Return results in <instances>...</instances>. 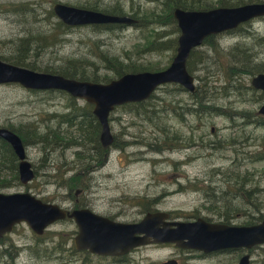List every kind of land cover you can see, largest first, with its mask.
Wrapping results in <instances>:
<instances>
[{
  "label": "rangeland",
  "instance_id": "rangeland-1",
  "mask_svg": "<svg viewBox=\"0 0 264 264\" xmlns=\"http://www.w3.org/2000/svg\"><path fill=\"white\" fill-rule=\"evenodd\" d=\"M195 1L208 5V9L220 7L221 3L220 0ZM228 1H240L237 6L264 2ZM161 2L0 0V56L12 58L21 39L39 37L40 42H28L25 59L34 65L35 72L67 68V60H79L92 64L85 67L88 73L116 79L103 68L100 55L116 57L124 63L148 65L156 71L165 69L176 47L146 50L153 38L167 41L176 39L179 33L175 24L162 26L157 21L156 16L163 13ZM56 3L84 9L95 7L98 11L121 10L122 15L136 19L137 23L108 29L68 27L62 32L52 12ZM17 6L18 11L13 12L12 7ZM263 34L264 18H257L194 49L198 61L192 59L189 74L194 78L196 98L180 86L170 84L152 94L153 107H148V111L140 110L138 114L136 108L115 107L108 116V124L116 146L111 144L103 158L87 149L95 147L97 131L92 127L95 122L86 114L81 117L92 128L85 131L84 139L77 138V127L60 123L54 117L74 115L72 104L77 109L86 106L92 109L91 105L61 91H31L15 84L0 85V128L17 135V130L25 136L29 130L37 134L34 137L37 143L25 145L26 158L36 172L32 180L21 183L17 170L8 169L7 162L6 168L0 169V192H29L45 202L67 208L87 207L122 222H137L146 212L156 210L168 212L172 220L201 217L217 222L224 216L209 209L211 202L205 191L210 190L205 188L220 185L227 192L212 203L221 207V212L229 206L233 215L228 218H233V224L264 221V159L259 158L264 156V124L257 116L264 104V93L251 85L258 73L247 72L248 68L240 63L242 57L226 53L243 46L247 58L254 63L264 62V46L257 40ZM235 63L241 64V72L227 80L228 68ZM203 107L211 112H201ZM173 109L181 113V119ZM240 112L251 116L242 118ZM81 117L74 119L75 124ZM48 131H52L51 135L58 134L61 140L48 144L39 140L42 136L48 138L50 135L44 136ZM69 136L72 141L66 142ZM86 138L91 140L88 142ZM76 141L83 147L72 145ZM119 144L125 145L119 148ZM47 145L51 147L45 149ZM80 150L83 154L77 157L75 153ZM91 154L90 158L97 159L95 162L99 164L91 177L68 180L73 173L66 169L76 165L74 170H77L94 163L82 157ZM14 162L17 164L16 158ZM244 179V197H236L235 190ZM76 189L81 191L75 196ZM76 230L70 218L54 221L41 235L34 234L24 222L17 223L0 239V264H161L168 259L176 260L177 264H236L248 251H215L201 256L199 250L188 251L173 243H149L133 247L123 255H100L73 247ZM250 255V264H264V244L250 249Z\"/></svg>",
  "mask_w": 264,
  "mask_h": 264
},
{
  "label": "water",
  "instance_id": "water-1",
  "mask_svg": "<svg viewBox=\"0 0 264 264\" xmlns=\"http://www.w3.org/2000/svg\"><path fill=\"white\" fill-rule=\"evenodd\" d=\"M52 12L69 27L130 26L136 23L129 16H114L61 3L54 4ZM172 16L179 35L175 54L169 66L163 70L125 73L107 83H94L35 72L0 60V85L15 84L33 91H62L91 105L92 115L100 125L99 141L103 148H107L113 141L108 116L115 107L143 102L157 88L167 84L179 85L192 93L195 89L194 78L186 69L190 52L210 36L233 31L251 20L264 17V3L199 11L176 8ZM251 85L264 92V73L254 76ZM259 114L264 115V105ZM0 138L10 145L18 158L19 181L29 182L34 173L24 158L20 138L4 128H0ZM64 218H72L76 225L77 230L72 238L74 248L100 255H123L133 247L149 243H173L179 248L203 252L227 248L251 249L264 244V221L237 225L201 217L172 220L168 212L156 210L146 212L137 222H122L87 207L68 209L57 203L45 202L29 192H0V238L20 222L26 223L35 234L40 235L49 224ZM250 260V254L246 253L238 264H249ZM161 264H176V261L168 259Z\"/></svg>",
  "mask_w": 264,
  "mask_h": 264
},
{
  "label": "trees",
  "instance_id": "trees-1",
  "mask_svg": "<svg viewBox=\"0 0 264 264\" xmlns=\"http://www.w3.org/2000/svg\"><path fill=\"white\" fill-rule=\"evenodd\" d=\"M161 1H163V2H161L162 6H163V13L162 12L159 13L156 16V19H157L158 22L161 23L162 26L169 25V26L173 27V24H175V21L172 18V10L175 9V8H178V9H181V10H201V9L205 10V9L210 8V7H208V5H202L200 2L195 1V0H161ZM220 2H221L220 5H219L220 7H235V6L239 5V3H240V1H238V2H230L228 0H220ZM15 8H18V6L17 7H12V11L13 12L18 11ZM87 9L93 10V11H97V12H101V13H104V14H110V15H114V16H122L121 10L117 11L116 9H114L112 11H105V10L104 11H98V10L95 9V7H88ZM57 26L59 28H61L62 32L65 31V30H68V27H69V26L64 25L60 21L57 23ZM111 26H114V25H93V27L96 28V29H108ZM158 34L162 35V33H158ZM257 37H258L257 38L258 43L260 45L264 46V35L263 36L259 35ZM153 39H154V41L152 40L148 44V46L150 48H147L146 50L160 51V50H170V49H174L176 47V39L167 40V41H160L161 37H155ZM213 40H214V37H209V38L205 39L204 42L205 43H210ZM55 41H57V36H56ZM28 42H30L31 44L37 43V42H40V38L39 37H36V38L31 37L30 40L27 39V38L21 39L19 46L15 50L16 54L14 56H12V58H5V57H1L0 56V60L4 61L6 63L12 64V65L18 66V67H22V68H26V69L35 71L33 64H28V63L25 62ZM215 46H216V44L213 45L214 49H215ZM246 51H247L246 48H244L243 46H237L235 48L230 49L226 53H228L229 55L234 54L235 56L242 57L240 63L242 64V67L248 68L247 72H250V73L256 72L258 74L259 73H264V62H262V63H254V61H252V59L246 57ZM216 52H217V50H216ZM195 53H196V51L192 50L191 53H190L189 59L187 60L186 69H187L188 72H189L190 66H192L191 65L192 59L195 57L196 62L198 61L196 56H195ZM234 55H232L231 57H234ZM99 59H100V61L103 64V68L106 71H109L114 76V78H118V77H120L121 75H123L125 73L156 71L153 68H151V66L143 65V64H134L133 62H130V61L124 63L122 60H120V59H118L116 57H107V56L100 55ZM241 64L235 63L234 66L231 65L232 67L230 66L228 68L229 73H227L225 75L227 80L229 78L232 79V77L234 75H236L237 73L241 72V70H239V67H241ZM89 66H92V64H88L87 62L84 63V62L79 61V60H67L66 61V67L67 68H60V67L57 68V69L46 68L43 71V73L57 74V75H61V76L65 77V78H69V79H75V80H79V81H88V82H94V83H107L110 80H112V79H109L107 77H99L95 73H88V71L86 70L85 67H89ZM250 67H251V69H250ZM195 93H196V90H195L194 93H192L190 95L194 96L196 98L197 95H194ZM152 98L153 97L151 95L149 99H147V100H145L143 102L124 104V105H122V108H128L130 110H132L133 108H136L135 112L139 114L140 110L148 111V107H153V105L150 102V100ZM196 103H197V101H196ZM71 104H72V102H71ZM198 104L200 105L201 101H199ZM73 105L74 104L71 105V113H74V115H72V116L62 115V116L59 117L60 120H62L66 124L74 125V123H75L74 119L77 116L81 117L82 115L86 114L89 117V120L95 122V128L97 130L99 129V126H98V124L96 122V119L93 118V116L91 115V107L86 106L85 109H81V108L77 109ZM173 108H175V107H173ZM186 110L192 111L191 109H186ZM196 111L198 112L199 110H196ZM207 111L211 112L210 108L203 107L201 112H207ZM173 112L176 113V116L178 118H180V119L182 118L181 115H180L181 113L178 114L175 111V109H173ZM240 114L242 116H244L242 118H245V117L248 118L249 116H251L249 113L245 114V112L244 113L240 112ZM81 119H82V117H81ZM82 121H83V119L81 121H79L78 125H77V130L79 131L77 138H82V136L84 135L83 134L84 128H83V126L81 124ZM262 123H264L263 119H262ZM17 133L20 136L21 132H19L17 130ZM161 133L164 134V131H161ZM26 135H27V138H34L35 136H37L36 132L33 131V130L27 131ZM47 135H50V133H47L44 136H47ZM39 138H40L39 140H43L42 142L45 143V144H48L50 141L52 142L53 140H55L53 138L50 140L49 136H48V138L43 137V136L39 137ZM69 141H72L70 136L68 138H66V142H69ZM94 142L97 145V147H96L97 154H99V156H101L102 153L105 154L106 149H102L100 147L96 136H95ZM73 143H75V142H73ZM77 144H81V143H77ZM115 144H116V142H114V140H113L112 146L115 145ZM125 144H119V145H117V147H119V148L123 147ZM47 147H51V146L47 145L45 149H47ZM168 147H169V145L168 146L167 145H163V148H168ZM259 158L260 159H262V158L264 159V156L263 157H259ZM14 160H15V155L12 152L9 144L0 139V169L1 168H6L4 166H5V164L7 162H9V165H8L7 168L8 169H13V170L16 171V164H15ZM14 177L16 178V175ZM71 184H73V183H71ZM244 184H245V181L243 180L241 182V186L238 189L235 190L236 192H240L239 195H242V194L245 193V191H244L245 189L242 188ZM211 201H212V199H211ZM212 202H211V204H212ZM226 204H228V203H226ZM228 207L229 206H227L226 209Z\"/></svg>",
  "mask_w": 264,
  "mask_h": 264
},
{
  "label": "flooded vegetation",
  "instance_id": "flooded-vegetation-1",
  "mask_svg": "<svg viewBox=\"0 0 264 264\" xmlns=\"http://www.w3.org/2000/svg\"><path fill=\"white\" fill-rule=\"evenodd\" d=\"M173 18V17H172ZM136 24V23H135ZM179 35V34H178ZM178 37V36H177ZM177 39V38H176ZM258 91V90H257ZM261 92H263V91H261ZM264 93V92H263ZM264 105V104H263ZM262 105V106H263ZM261 106V107H262ZM260 107V108H261ZM260 108H259V110H260ZM259 110H258V112H257V116H258V119L262 122V119L264 120V115H261V114H259ZM55 117V119H57V120H59V122L60 123H64L62 120H60L59 118H58V116H54ZM96 122H97V124H98V126H99V129L97 130L96 128V130H97V135H96V137H97V141L99 142V145H100V147L102 148V149H105V148H103L102 147V145H101V143H100V141H99V134H100V125H99V123H98V121L96 120ZM66 124V123H65ZM82 126H83V128H84V130H83V136H82V139H84V137L86 136V133H85V131L87 132V129L88 130H91V128L92 127H95V126H92V127H89V122H86V121H82ZM264 124V123H263ZM77 125H78V123L77 124H75L74 123V126L75 127H77ZM60 129V128H59ZM47 133H50V136L53 138V139H55V140H53V142L55 143L56 142V140H61V138H58V134H53V135H51L52 134V131L50 132V131H48ZM93 133V132H92ZM89 134V133H88ZM17 135V134H16ZM18 136V135H17ZM21 136V137H20ZM20 136H18L19 138H20V140H21V142H22V146H23V151H24V158H25V160H27V158H26V155H25V145H26V143H28V142H35V143H37L36 142V140L34 139V138H27V136H25V134H21L20 133ZM49 136V137H50ZM51 138V139H52ZM91 140V138H86V141H90ZM77 143H79V142H77L76 141V143H73L72 142V145L74 144V145H76V146H78L79 144H77ZM65 145H68V144H65ZM83 147V144L81 145L80 144V147ZM96 147H97V145H95V147L93 146V147H87V149L88 150H94V154H95V156L96 155H98L99 156V154H97V152H96ZM11 148V147H10ZM48 148V147H47ZM12 150V149H11ZM83 151H84V148H83ZM83 151H78V152H76L75 154H76V156L77 157H80V155H82L83 154ZM12 152H13V150H12ZM14 153V152H13ZM15 155V154H14ZM2 156V155H1ZM103 156H104V154L102 153V155L101 156H99L100 158H103ZM82 157H87V158H89V159H91L90 157H92V154L91 155H84V156H82ZM5 158V157H4ZM15 158H16V160H17V164H18V158H17V156L15 155ZM92 160V159H91ZM96 161H97V159H95ZM95 160H92L94 163H88L87 165L85 164V166H84V168H80V167H78V169L77 170H74L75 168H76V165H74V166H70L69 168H67L66 170H68L69 172L70 171H72V175H70L69 176V178H68V180H71L72 178H81V176H83V177H85L86 175L87 176H89V177H91L90 175L92 174L91 172L93 171V170H95L97 167H99V164H98V162L96 163L95 162ZM100 160V159H99ZM28 161V160H27ZM29 162V161H28ZM30 163V162H29ZM17 164H16V167H17ZM30 167H31V169L33 170V173L35 174L36 172L34 171V169H33V167H32V165H31V163H30ZM244 181H246L245 179H244ZM243 189H245L244 188V185H243V187H242ZM205 189H207V190H210V191H205V195H208V197H209V199H210V201H211V199H212V201L213 200H216V199H221L222 198V196H223V194H226V192L224 191V190H226V188H223V186H220V185H218L217 187H212V188H205ZM81 191V189H76L75 190V192H74V195L76 196L77 194H78V192H80ZM245 191V190H244ZM231 192V191H230ZM239 193L240 192H236V197H238L239 196ZM228 194V193H227ZM242 196L244 197V194H242ZM75 201H76V199H75ZM211 201V202H212ZM226 203H228V202H226ZM225 206H227V205H225ZM69 208H71V209H73V208H79V207H75V206H73V207H69ZM209 209H212V210H216V211H218V213L219 214H221L222 216H224V218L222 217V219L220 220V221H217V222H224V223H229V224H233L232 223V221H233V218L231 219V218H228L229 216H231L232 217V215H233V213H232V211L230 210V208L228 207L226 210H224L223 212H221L220 210L222 209L221 207H218L217 208V206H216V204L214 203H212L210 206H209ZM243 214H245V213H243ZM228 217H227V216ZM225 216H226V218H225ZM237 225H242V224H237ZM37 235V234H36ZM41 235V234H40ZM4 236V235H3ZM2 236V237H3ZM1 237V238H2ZM0 238V239H1ZM182 249H184V248H182ZM239 250V251H243V249H245V248H236V249H234V248H227V249H221V250H217V251H219L220 253H226V252H230V251H236V250ZM237 250V251H238ZM246 250H248L247 252H249L250 253V250L249 249H246ZM188 251H192V250H189L188 249ZM214 253H216L215 251H213ZM246 252V253H247ZM201 256H204V255H207V254H210L211 252H203V251H201V252H198ZM245 254V253H244ZM244 254H242L241 256H240V258L244 255ZM240 258L238 259V261H237V263L236 264H238V262H239V260H240ZM250 264V263H249Z\"/></svg>",
  "mask_w": 264,
  "mask_h": 264
},
{
  "label": "bare ground",
  "instance_id": "bare-ground-1",
  "mask_svg": "<svg viewBox=\"0 0 264 264\" xmlns=\"http://www.w3.org/2000/svg\"><path fill=\"white\" fill-rule=\"evenodd\" d=\"M238 28H239V27H238ZM263 35H264V34H263ZM263 35H262V36H263ZM259 74H260V73H259ZM261 222H262V221H261Z\"/></svg>",
  "mask_w": 264,
  "mask_h": 264
}]
</instances>
